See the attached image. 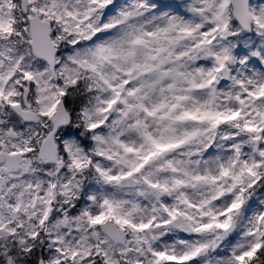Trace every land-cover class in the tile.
Here are the masks:
<instances>
[{
  "label": "snow or ice",
  "instance_id": "1",
  "mask_svg": "<svg viewBox=\"0 0 264 264\" xmlns=\"http://www.w3.org/2000/svg\"><path fill=\"white\" fill-rule=\"evenodd\" d=\"M0 264H264V0H0Z\"/></svg>",
  "mask_w": 264,
  "mask_h": 264
}]
</instances>
